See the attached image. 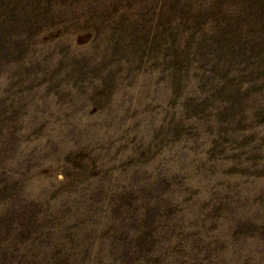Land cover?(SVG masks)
Segmentation results:
<instances>
[{"label":"rangeland","instance_id":"374dc122","mask_svg":"<svg viewBox=\"0 0 264 264\" xmlns=\"http://www.w3.org/2000/svg\"><path fill=\"white\" fill-rule=\"evenodd\" d=\"M0 264H264V0H0Z\"/></svg>","mask_w":264,"mask_h":264}]
</instances>
